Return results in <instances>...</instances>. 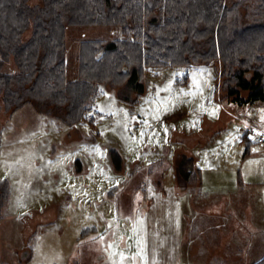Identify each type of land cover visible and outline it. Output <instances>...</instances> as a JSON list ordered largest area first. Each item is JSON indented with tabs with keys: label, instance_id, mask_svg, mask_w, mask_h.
Instances as JSON below:
<instances>
[{
	"label": "rangeland",
	"instance_id": "rangeland-1",
	"mask_svg": "<svg viewBox=\"0 0 264 264\" xmlns=\"http://www.w3.org/2000/svg\"><path fill=\"white\" fill-rule=\"evenodd\" d=\"M114 37L107 27L70 28L69 78L82 40ZM221 73L220 63L146 69L137 84L101 85L75 125L33 104L0 111V182L8 185L0 264H176L152 235L164 217L157 206L162 195L173 215L181 155L194 157L201 169V183L189 186L188 199L197 198L196 227L210 225L195 264L260 260L264 143L255 141L251 124L264 132V103H235ZM140 245L145 260L137 255Z\"/></svg>",
	"mask_w": 264,
	"mask_h": 264
},
{
	"label": "trees",
	"instance_id": "trees-1",
	"mask_svg": "<svg viewBox=\"0 0 264 264\" xmlns=\"http://www.w3.org/2000/svg\"><path fill=\"white\" fill-rule=\"evenodd\" d=\"M87 26L115 37L82 40L69 78L68 30ZM211 63L221 64L235 103H264V0H0V111L33 104L75 125L101 85L137 84L146 69ZM176 174L201 183L194 157L181 155ZM7 197L0 182V220Z\"/></svg>",
	"mask_w": 264,
	"mask_h": 264
},
{
	"label": "crops",
	"instance_id": "crops-1",
	"mask_svg": "<svg viewBox=\"0 0 264 264\" xmlns=\"http://www.w3.org/2000/svg\"><path fill=\"white\" fill-rule=\"evenodd\" d=\"M175 175L177 178V185H175V189H177V191H172L174 192L172 195L173 203L171 206V214L173 215L172 217H168L169 210L167 212L165 202L166 197L162 195L158 199L159 202L157 206L158 209L161 210L164 217L161 215L163 218H161V225L158 227V235L157 237L152 235V239L156 241L159 248L163 245V243L166 245L167 249L164 253L166 254L167 259L170 257L173 261H177L176 264H195L197 262H201V257L205 254V248H201V246L204 247L203 242L208 239L206 233L208 232V229H210V225L205 221H201L200 225L196 227L197 223L195 222V213L196 207L198 209V206L195 204L197 202V198L195 196H191V199H188L190 193L192 192L189 190L190 185L186 184L185 180H181L180 176L177 174ZM163 183L160 182L159 187L164 188ZM164 192V194L167 195L165 190ZM193 194L195 195L194 192ZM184 197L187 200H185ZM156 217L158 220L159 217ZM167 219L169 220L168 222ZM154 241H152L151 244L156 246ZM196 243H198L200 247L195 250L194 244Z\"/></svg>",
	"mask_w": 264,
	"mask_h": 264
},
{
	"label": "snow or ice",
	"instance_id": "snow-or-ice-1",
	"mask_svg": "<svg viewBox=\"0 0 264 264\" xmlns=\"http://www.w3.org/2000/svg\"><path fill=\"white\" fill-rule=\"evenodd\" d=\"M168 87L170 88L171 85H169ZM165 90H167V89H165ZM185 94L188 95L189 93H185ZM191 94L194 95V93H191ZM153 118L155 119L156 117H153ZM144 124H145V128L151 127V125H149V124L147 123V121H145ZM126 130H127V128H126ZM145 134H146V133H144V132L141 133L142 136L145 135ZM141 223H142V221H141ZM109 227H111V225H109ZM101 239H103V237H102ZM121 239H122V238H121ZM108 247L111 248V247H113V245H109ZM142 253H143V246L140 245V246H139V251H138L137 255L140 256V259H141V260H145V257L142 255ZM119 255H120V259H121V261H123V260L126 259V257L123 255V253H120ZM135 258H136L135 256L132 257V259H135Z\"/></svg>",
	"mask_w": 264,
	"mask_h": 264
},
{
	"label": "built area",
	"instance_id": "built-area-1",
	"mask_svg": "<svg viewBox=\"0 0 264 264\" xmlns=\"http://www.w3.org/2000/svg\"><path fill=\"white\" fill-rule=\"evenodd\" d=\"M252 129L256 132L255 141L257 143H264V132L259 131L256 124H251Z\"/></svg>",
	"mask_w": 264,
	"mask_h": 264
},
{
	"label": "water",
	"instance_id": "water-1",
	"mask_svg": "<svg viewBox=\"0 0 264 264\" xmlns=\"http://www.w3.org/2000/svg\"><path fill=\"white\" fill-rule=\"evenodd\" d=\"M214 91H215V87H212V89L210 91V100L213 99ZM139 121H140V119L138 117H134L133 124L135 125V123L139 122Z\"/></svg>",
	"mask_w": 264,
	"mask_h": 264
}]
</instances>
